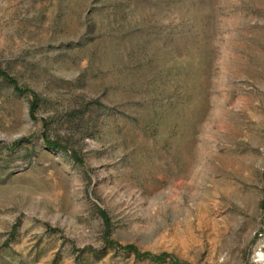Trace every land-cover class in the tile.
Masks as SVG:
<instances>
[{
  "label": "rangeland",
  "instance_id": "374dc122",
  "mask_svg": "<svg viewBox=\"0 0 264 264\" xmlns=\"http://www.w3.org/2000/svg\"><path fill=\"white\" fill-rule=\"evenodd\" d=\"M0 264H264V0H0Z\"/></svg>",
  "mask_w": 264,
  "mask_h": 264
},
{
  "label": "trees",
  "instance_id": "16d2710c",
  "mask_svg": "<svg viewBox=\"0 0 264 264\" xmlns=\"http://www.w3.org/2000/svg\"><path fill=\"white\" fill-rule=\"evenodd\" d=\"M125 251H127V252H133L134 253V255L136 256V258L137 259H147V258H149V259H151V260H153V261H155V262H162L163 261V257L162 256H160V257H151L150 255H148V254H143V255H141V254H139V253H137V252H135L132 248H123Z\"/></svg>",
  "mask_w": 264,
  "mask_h": 264
}]
</instances>
